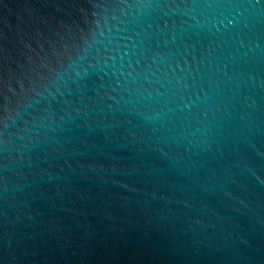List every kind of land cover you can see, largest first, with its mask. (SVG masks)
I'll return each instance as SVG.
<instances>
[{
    "label": "water",
    "instance_id": "95a60500",
    "mask_svg": "<svg viewBox=\"0 0 264 264\" xmlns=\"http://www.w3.org/2000/svg\"><path fill=\"white\" fill-rule=\"evenodd\" d=\"M0 264H264V0H0Z\"/></svg>",
    "mask_w": 264,
    "mask_h": 264
}]
</instances>
